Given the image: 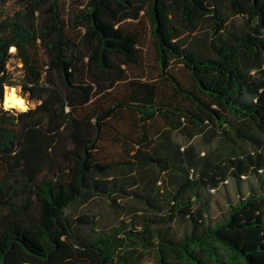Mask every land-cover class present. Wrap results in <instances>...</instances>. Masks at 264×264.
<instances>
[{"label": "trees", "instance_id": "obj_1", "mask_svg": "<svg viewBox=\"0 0 264 264\" xmlns=\"http://www.w3.org/2000/svg\"><path fill=\"white\" fill-rule=\"evenodd\" d=\"M71 1L0 0V264H264V0ZM18 86L34 108H6Z\"/></svg>", "mask_w": 264, "mask_h": 264}, {"label": "rangeland", "instance_id": "obj_2", "mask_svg": "<svg viewBox=\"0 0 264 264\" xmlns=\"http://www.w3.org/2000/svg\"><path fill=\"white\" fill-rule=\"evenodd\" d=\"M79 1L81 3L84 2V0H79ZM77 4L78 3L76 2L73 3L71 0H66L67 8L71 9L72 7H76ZM12 52L15 53V50H13ZM143 53L145 57V63L143 64V69L141 70L145 73V75L147 74L148 77H156L157 75L156 63L151 51V44L148 41L145 44ZM22 67H23L22 61L17 56H15L9 63L8 69L18 80L23 74ZM137 72L140 71H136V73ZM174 74L182 82H185L187 80V74L182 68H177L174 71ZM9 89L10 88H7L6 92ZM13 89H15L18 97H20L26 104L27 107L26 110L29 108H34L36 106V103L31 101L28 95L24 96L21 86L13 87ZM168 94H170V90H168ZM171 137L176 139L184 147L192 145L195 148V151L201 156H208L209 153H212L214 150H217L216 154L218 156H220L221 158H227L232 156V152L239 150V146L237 143L228 142L225 139L221 141L220 138H218L216 135L212 133L197 134L196 132L189 130L188 132H183V134L171 133ZM246 149H250V148L246 146ZM240 185L244 186L245 187L244 189L247 188L246 181H242ZM237 194H238L237 185L235 181L230 180L226 183V185H224L220 189V191H211L206 195L207 204L211 206L213 213L215 212L216 214H219L221 211L217 207V205L221 204L223 206L229 198L235 201ZM121 204H123V202H121ZM88 211L90 213H95V214L102 213L101 223H103L104 225L112 226L117 223L116 211L113 207L110 206V204L107 201L95 200L90 205V210ZM177 229L182 230V226L178 225Z\"/></svg>", "mask_w": 264, "mask_h": 264}, {"label": "bare ground", "instance_id": "obj_3", "mask_svg": "<svg viewBox=\"0 0 264 264\" xmlns=\"http://www.w3.org/2000/svg\"><path fill=\"white\" fill-rule=\"evenodd\" d=\"M13 50L14 49H12V51ZM4 104L6 108H16L19 111H23L27 108L24 101L20 97H18L17 92L13 88L9 89L6 92Z\"/></svg>", "mask_w": 264, "mask_h": 264}, {"label": "water", "instance_id": "obj_4", "mask_svg": "<svg viewBox=\"0 0 264 264\" xmlns=\"http://www.w3.org/2000/svg\"><path fill=\"white\" fill-rule=\"evenodd\" d=\"M10 88V87H9ZM11 89V88H10Z\"/></svg>", "mask_w": 264, "mask_h": 264}]
</instances>
